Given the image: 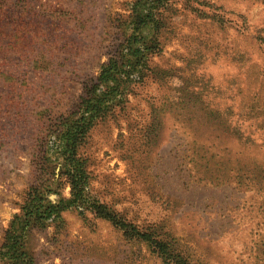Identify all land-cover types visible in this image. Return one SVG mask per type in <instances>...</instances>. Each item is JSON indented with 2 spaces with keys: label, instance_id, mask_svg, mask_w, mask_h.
Wrapping results in <instances>:
<instances>
[{
  "label": "rangeland",
  "instance_id": "rangeland-1",
  "mask_svg": "<svg viewBox=\"0 0 264 264\" xmlns=\"http://www.w3.org/2000/svg\"><path fill=\"white\" fill-rule=\"evenodd\" d=\"M135 2L0 0V242L30 187L70 196L60 118L129 54ZM147 5L149 50L78 147L88 198L190 264H264V0ZM26 245L35 264H180L90 210Z\"/></svg>",
  "mask_w": 264,
  "mask_h": 264
},
{
  "label": "trees",
  "instance_id": "trees-1",
  "mask_svg": "<svg viewBox=\"0 0 264 264\" xmlns=\"http://www.w3.org/2000/svg\"><path fill=\"white\" fill-rule=\"evenodd\" d=\"M141 1H143V7L140 8ZM159 1L162 0H136L132 15V33L127 39L129 54L122 51L117 54V57L111 58L104 64L97 79L91 81V84L86 87L85 96L77 110L60 118L58 135L61 136V142L58 146L62 151H58L61 155L58 174L66 177L70 186V196L52 198L50 196L51 186L45 184L30 187L21 212L13 217L3 233L0 242V262L2 264H35L34 257L26 245L29 233L35 228L43 229L51 222L61 221L62 212L70 209H75L82 215L86 210H90L97 216L110 221L126 234L145 240L161 257L173 259L175 263L190 264L160 234L152 230H142L126 222L105 205L89 200L88 177L82 159L78 157V147L92 126L98 120L103 119L114 103L121 101L123 83L130 79L125 68L132 66L136 70L137 65L143 60L144 51L149 50V46L141 43L146 42V36L141 31L154 17L152 10L155 5L151 8L147 3L155 4ZM259 177L258 181L263 183L264 164Z\"/></svg>",
  "mask_w": 264,
  "mask_h": 264
}]
</instances>
